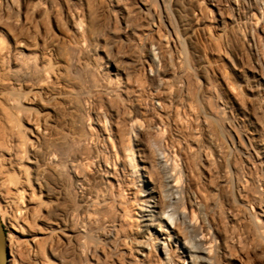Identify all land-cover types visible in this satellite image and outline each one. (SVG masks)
<instances>
[{
  "label": "bare ground",
  "instance_id": "6f19581e",
  "mask_svg": "<svg viewBox=\"0 0 264 264\" xmlns=\"http://www.w3.org/2000/svg\"><path fill=\"white\" fill-rule=\"evenodd\" d=\"M206 1L74 0L49 12L66 36L0 32V206L21 235L8 264L264 259V14ZM40 2L55 0L31 4L46 17ZM95 6L131 56L105 35L81 46ZM200 36L223 43L236 95Z\"/></svg>",
  "mask_w": 264,
  "mask_h": 264
},
{
  "label": "rangeland",
  "instance_id": "374dc122",
  "mask_svg": "<svg viewBox=\"0 0 264 264\" xmlns=\"http://www.w3.org/2000/svg\"><path fill=\"white\" fill-rule=\"evenodd\" d=\"M39 1L40 0H26V1H24V6H23V9H22V11H24L23 12L24 14L22 16H17V14L14 12V9L12 7H9V8L8 7H3L2 9H0V32L7 34V33H10V32H16V31L18 32L19 30H22L23 33H27L28 34V38H29L31 43H33L37 39L38 35L42 32L44 26H45L44 28L48 29L49 31L50 30L51 31H53V30L55 31L56 30L60 35H63V36L68 35V32L65 29H63V28L62 29H56L55 28V26L53 24V19L50 16L49 12H54V14L56 13L57 17L61 19V18H63V14H62L63 11H68L69 10V13L70 12L74 13V10L76 11V10L79 9V7H78L79 4L75 3L74 0H55V3L53 4V6L51 8H49V6H45V5H43L42 2H40L42 4L41 6H42V9H43V10L41 9L40 11H44L45 10L44 14L46 12L48 15L46 17H45L46 14L45 15H41V14L40 15H32L30 13L29 9L31 8V6L33 5L34 2L36 3V2H39ZM199 1H205L203 3L206 6V9L210 10V11H213L211 5H209V3L206 0H199ZM20 2L23 3V0H20ZM27 3H28V6H27ZM89 3H91V2H89ZM74 5H76V7ZM256 5H252L250 7V10L253 11V12L248 10V8L246 6H243V5H240V10L243 11V12H247L248 11V15H250L252 13L253 15L251 14L250 17L251 16L255 17V15L258 16L259 14L257 12H262L264 14V0H260ZM26 6L28 8H26ZM44 6H45V8H43ZM151 6L155 10H159V8L161 7L159 2H156L155 5H154V3H151ZM67 8H68V10H67ZM92 8H93V10L97 11L96 9H94V8H96V6L92 7ZM253 8H255V10ZM260 10H262V11H260ZM96 13H97V15H96ZM207 15H208V17H210L211 13L210 14L207 13ZM212 15H214V13ZM19 19L22 20V21L24 19L26 24H22L19 27L18 26H14L13 23L15 21L19 20ZM133 20L135 22V18ZM94 21L97 24V30L95 32H93L92 34H90L91 36L87 35L88 37L86 38V41L85 40H82L83 42L81 41V46H83L84 44L85 45L83 47L86 46L87 39L95 38V37H97V35H98V37H103L105 35L106 37L104 36L103 38L108 39L109 40L108 41L109 44H113L115 47H117V49H118L120 54H126V55H130L131 56L134 53L133 52L134 50L132 49V47L125 46V44H123V43H121L120 41L117 40V38L115 36H118V35H115V33L112 32L111 29L107 30L108 26H106V25L104 26V24H105L104 22L106 21V19L104 18L103 15L99 14L98 11L95 12ZM43 23H44V25H43ZM98 26L99 27L101 26V27L99 28ZM120 37L124 38L125 34L121 33ZM114 38H115V40H114ZM212 40H213V42H211ZM198 43H199L200 46H202L204 51H206L210 61L213 64H215V67L217 68V70L219 72H221L223 75H225L226 77H228V83L230 84L229 86H230L233 94L236 95L237 93H239V92H237L238 90H235L233 82L230 79L231 78L230 71H229V68L227 67L225 59L223 58V49H222L223 48V46H222L223 43L221 42V40H219L217 37L214 38V39L212 38L211 40H206L205 38L200 36L198 38ZM122 50H125V51H122ZM129 53H132V54H129ZM263 55H264V49H263ZM120 68H121V70H122V68L124 69L123 66L120 67ZM130 81H131V83H134L136 81V78L132 77V79ZM81 88H82V90L84 89L83 91H88V90L91 89V84H90L88 78L84 79ZM138 103L140 105H142V104H144V101H142V102L138 101ZM97 108H99V105H97ZM35 193L37 194V189H35ZM0 209L2 210V211L0 210V218L2 216L1 222H2V224L4 226V229H5V232H6V236H7V238H8V236H9V238H11L10 240H12V241H10V243L11 244L13 243V245H14L17 242V240H16L17 237H21V235L18 234L16 231H14L12 229V227L10 226V223H9V215H10V213L8 212V210H6L5 208H2L1 206H0ZM5 211H6V213H5ZM4 213H5L6 216L3 215ZM40 226L43 227L42 224H40ZM23 227H24V230L27 229V227L25 225H23ZM21 250H22L21 251L22 255H24L25 257H28L27 246L24 245V244H21ZM242 259L244 261H241ZM239 262L240 263L243 262L242 264H264V259H261V258H257L256 259L255 257L251 256L250 254H246V252H245V253L242 254L241 258H239Z\"/></svg>",
  "mask_w": 264,
  "mask_h": 264
},
{
  "label": "water",
  "instance_id": "95a60500",
  "mask_svg": "<svg viewBox=\"0 0 264 264\" xmlns=\"http://www.w3.org/2000/svg\"><path fill=\"white\" fill-rule=\"evenodd\" d=\"M9 255L7 236L0 219V264H8Z\"/></svg>",
  "mask_w": 264,
  "mask_h": 264
}]
</instances>
